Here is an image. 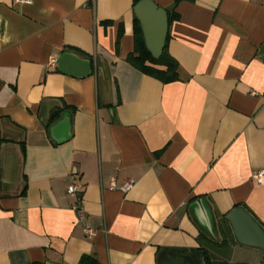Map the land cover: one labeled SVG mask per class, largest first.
<instances>
[{
	"label": "crops",
	"instance_id": "0c3cea01",
	"mask_svg": "<svg viewBox=\"0 0 264 264\" xmlns=\"http://www.w3.org/2000/svg\"><path fill=\"white\" fill-rule=\"evenodd\" d=\"M134 2L0 0V264H264L225 220L264 229V0H178L167 82L128 60ZM65 51L92 72H61Z\"/></svg>",
	"mask_w": 264,
	"mask_h": 264
},
{
	"label": "water",
	"instance_id": "95a60500",
	"mask_svg": "<svg viewBox=\"0 0 264 264\" xmlns=\"http://www.w3.org/2000/svg\"><path fill=\"white\" fill-rule=\"evenodd\" d=\"M134 12L140 22L148 51L154 58H159L168 33L167 11L159 8L152 0H140L134 6ZM57 67L61 72L80 77L92 72L90 61L87 58H80L70 51L60 54ZM225 220L230 224L238 244L264 252V229L244 208H234L225 216ZM167 255L181 259L180 264H199L202 251L168 252ZM159 264L173 263L165 257L160 260Z\"/></svg>",
	"mask_w": 264,
	"mask_h": 264
},
{
	"label": "trees",
	"instance_id": "16d2710c",
	"mask_svg": "<svg viewBox=\"0 0 264 264\" xmlns=\"http://www.w3.org/2000/svg\"><path fill=\"white\" fill-rule=\"evenodd\" d=\"M139 1L140 0H135L134 6ZM177 1L178 0L175 1L174 5L172 6V9L176 5ZM172 9L166 10L168 15V25L177 17ZM135 22H136V30H135L136 44H135L134 52L130 54L128 57L129 62L133 66L140 69L145 74L160 78L161 80L166 82L174 81L176 79V74L174 72L176 63L167 55L166 43L161 56L159 58H154L145 45L143 33L138 19H135ZM167 39L168 36L166 38V42ZM57 111L59 110H56L54 112ZM202 264H216L215 262L212 261L211 256L206 250L202 251Z\"/></svg>",
	"mask_w": 264,
	"mask_h": 264
},
{
	"label": "built area",
	"instance_id": "2783aa9c",
	"mask_svg": "<svg viewBox=\"0 0 264 264\" xmlns=\"http://www.w3.org/2000/svg\"><path fill=\"white\" fill-rule=\"evenodd\" d=\"M14 4H20V3H30L32 0H12ZM250 94L252 96H258V92L251 91ZM252 178L255 180L258 184L262 183V180H264V169H258L254 170L252 172ZM111 187H114V184H111ZM134 185V181H128L126 182L120 190L123 192L128 191L132 186ZM83 184L80 182H73L67 187V192L69 195H72L75 197V203L72 207V209L77 214L78 221L82 224V230L84 234L88 237H93L95 234L94 228L91 227V225L85 220V213L81 206V194L83 191Z\"/></svg>",
	"mask_w": 264,
	"mask_h": 264
}]
</instances>
